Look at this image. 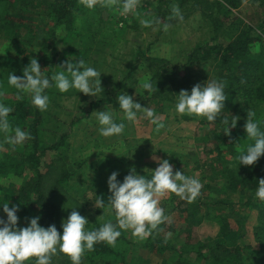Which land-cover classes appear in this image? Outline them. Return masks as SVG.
<instances>
[{
  "label": "trees",
  "instance_id": "trees-1",
  "mask_svg": "<svg viewBox=\"0 0 264 264\" xmlns=\"http://www.w3.org/2000/svg\"><path fill=\"white\" fill-rule=\"evenodd\" d=\"M181 1L182 6L191 2V8L202 11L212 26V39L215 40L196 43L187 52L184 65H190L193 61H213L214 67L222 70L227 97L225 108L216 121L208 122L206 118L198 121L209 126L206 138L213 142L216 161H203L195 167L209 169L207 185L222 179L228 191L237 192L239 195L237 203H230L229 200L221 198L200 203L224 207L229 202L228 205H239L248 212H257L254 240L251 242L246 239L243 220L238 221L239 229H233L230 220L219 214L215 218L218 225L216 234L202 241H182L176 237L170 241L157 234L164 223L157 230H153L140 245L157 253L171 252L167 258L157 263H139L134 259L127 261L131 241L121 234L115 247L101 242L95 244L92 251L86 250L81 256V264H264V201L255 196L257 181L264 178V155L254 166L238 164L240 152L254 143L244 131L247 115L252 114L264 131V2L259 10H262V15L256 20L241 21L239 30L235 34H228L225 20L229 19L230 11L239 8L245 0ZM87 16L88 8L83 6L80 0H0V41L15 49L14 56L0 54V102L12 108L8 117L11 129L20 127L30 133V139L15 149L2 138L4 135L0 134V188H6L3 194H0V204L8 201L9 207L18 206V227L26 226L30 218L39 215L38 223L41 226L54 224L60 231L62 220L67 218L72 210L81 215L94 211L92 206L95 198L87 197L86 194L75 195L69 189L70 180L82 164L77 163V169L71 171L63 160L65 142L70 130L59 132V124L54 122L57 118L52 116L51 112L39 111L31 104L28 95H23L22 99L17 100V90L7 83L10 72L22 76V69L35 56L46 76L50 77L54 72L60 71L58 66L68 58L58 54V29L72 31L75 28V20L79 17L86 19ZM85 50L82 51L85 53ZM139 50L136 52L137 60L144 56L141 54L142 50ZM80 53L81 51L75 53L76 59H84L85 54ZM145 59L149 61L147 67L151 71L148 80L157 91L149 94L143 89L137 102L144 106L175 100L174 96L181 89L179 85L186 84L189 79L176 76V73L168 69V62L155 61L150 57ZM134 69L128 71L118 83L123 92L113 94L101 85L103 92L92 98L89 108L96 105V111H108L110 107L115 122L120 123L118 112L121 110L117 97L129 91L124 90V86L132 78ZM239 91L241 94L237 96ZM52 93H56L54 87L45 90L49 97ZM233 117H239L236 126L230 127L229 134L225 135L222 120H232ZM224 146L228 149L226 154H223ZM98 156L109 161H119V157L122 159L114 153L99 152L94 158H99ZM110 165L112 166L111 162ZM200 203L185 206L182 201L173 207L179 212L189 213L200 209ZM172 211L174 210L165 215L169 216ZM101 212L102 209L96 208V213ZM0 218L6 219L2 207ZM243 218H249L248 214L243 215ZM188 221L193 223L195 220L188 216ZM88 222L86 231L95 230L107 221L90 218ZM195 223H199V220ZM26 264H35V258H31ZM52 264H71V261L67 255L57 251L52 257Z\"/></svg>",
  "mask_w": 264,
  "mask_h": 264
},
{
  "label": "rangeland",
  "instance_id": "rangeland-1",
  "mask_svg": "<svg viewBox=\"0 0 264 264\" xmlns=\"http://www.w3.org/2000/svg\"><path fill=\"white\" fill-rule=\"evenodd\" d=\"M263 2L264 0H245L239 8L231 10L229 19L225 20L226 23L224 22L228 34H235L241 26V21L256 20L262 15V10H259ZM104 4L106 6L97 3L94 8H88L87 18L76 19L75 28L72 31L58 29V54L66 58H75L76 52L81 51L80 54H82L84 53L82 50L86 49L87 52L84 53L83 59L85 65L94 67L101 72L100 84L113 94L123 92L118 83L128 71L135 67L132 78L127 81L124 90L129 89L127 94L132 95L135 101L141 97L142 84L148 80L151 74L147 67L149 61L145 59L146 57L155 61L168 62V69L176 73V76L187 77L189 82L179 85L180 90L190 91L195 84L203 85L206 81L218 80L225 84L221 68L214 67L213 61H193L190 65H184L187 52L196 43L215 41L212 39L210 22L200 9L191 8V2L182 6L181 0H140L139 6L132 13L126 15H121L122 0H104ZM174 7L179 8L183 16L182 20L174 16L172 12ZM146 20L152 22L151 26L143 25L142 21ZM164 24L169 25L167 31L163 30ZM262 41L264 42L263 36ZM139 49L142 50L141 54L144 56L137 60L136 52L140 51ZM0 54L11 57L14 56L15 49L0 41ZM54 89L56 93H52L49 97V106L46 111L51 112L52 116L57 118L58 121L54 122H58L57 130L59 132L70 130L65 142L63 160L71 171L76 170V164L83 163L84 159L90 163L88 168L77 171L69 182V189L75 195L86 194L87 197L95 198L93 201H96L99 196L106 203L110 196L107 178L111 172L117 171V169L112 160L109 161V159L99 156V158H94L100 144L89 146L91 144L88 143L100 136L94 112L98 106H92L90 109L89 102L93 97L77 92L75 89H70L65 93H60L55 87ZM240 92L237 93V96L241 94ZM174 98L175 100L172 102L144 105V107L155 110V114L164 123L163 128L157 131L155 126L143 117V113H138L136 122L123 121L126 130L120 136L101 137L104 138L102 141L105 153L113 154L115 151L124 150L125 146L120 144V138L126 139L127 147L130 148V151H127L129 152L128 160L132 162L122 166L121 172H125V175L128 174L130 168L134 167L138 174L142 171L143 175L150 177L151 170L157 167V162L153 157L168 159L173 164L174 171L180 170L186 176L197 178L202 184L200 195L192 203L212 202L219 198L229 200L230 203H237L239 195L237 192L228 191L222 179L207 185L209 169L195 167L203 161H216L213 142H209L206 138L209 126L198 122L203 117L177 115L174 112L176 96ZM159 107L162 108L158 109ZM100 111L106 110L100 109ZM108 112L113 113V110L109 107ZM232 113L235 115L233 111ZM122 115V112L119 111L118 116L121 118ZM83 134L87 136L83 137ZM2 138L5 137L2 136ZM82 138H86L85 142L81 141ZM98 141L100 142V139H97ZM223 149V154H226L228 149L225 146ZM120 156L124 159L126 152L121 153ZM110 162L113 166L110 165ZM3 190L6 188H0V194H3ZM182 201L185 206L191 204L174 194L166 193L160 197V207L164 208L165 213L170 210L174 211L167 216L168 219L157 231L158 235L164 236L170 241H173L175 237L182 241L188 239L202 241L206 237L216 234L218 225L215 218L222 214L230 220L233 229H239L238 221L243 220L246 239L253 242L254 227L258 221L257 212H248L247 209L239 205H228L229 202L224 207L200 203L201 206L198 210L189 211V213L188 211L179 212L173 206H177ZM94 203L92 206L94 211H88L82 216L87 219L95 218L101 222L115 223L116 218L112 212L104 208L98 214ZM246 214L249 218H243V215ZM188 216L193 217L195 221L193 223L188 221ZM198 220L199 223H195ZM121 234L131 241L127 261L134 259L139 263H157L171 254L170 251L157 253L141 246L142 240L133 237L130 231H122Z\"/></svg>",
  "mask_w": 264,
  "mask_h": 264
},
{
  "label": "clouds",
  "instance_id": "clouds-1",
  "mask_svg": "<svg viewBox=\"0 0 264 264\" xmlns=\"http://www.w3.org/2000/svg\"><path fill=\"white\" fill-rule=\"evenodd\" d=\"M80 3L92 9L97 3L106 6L104 0H80ZM121 15L132 13L140 4V0H122ZM174 16L183 19L178 7L172 9ZM145 27L151 26V21H142ZM169 25L164 24L163 30L167 31ZM61 70L46 76L35 58L22 69L23 75L16 76L10 72L7 83L17 90V100L23 95L30 96L31 104L39 111H46L49 106V96L45 90L55 87L60 93L75 89L77 92L92 97L98 96L103 89L100 84V71L91 66H86L83 59L69 57L63 61ZM142 88L149 94L157 91L150 80L142 84ZM2 95V94H0ZM135 95V93H134ZM227 97L223 82L211 81L195 84L191 90H180L176 95L174 112L180 116H195L206 118L214 122L224 109ZM119 108L122 112L121 122L114 120L113 114L108 111H94L100 136L108 138L120 136L125 131L124 120L129 123L137 121L138 113H143L156 130L164 127L155 110L141 105L132 95L126 92L117 97ZM12 108L0 102V134L5 141L15 149L30 139V133L20 127L11 129L9 114ZM239 117L232 120L224 118L223 133L229 134V129L236 126ZM245 134L254 143L238 156V164L254 166L264 155V131L260 124L248 114L244 124ZM157 167L151 170L150 177L140 175L135 168L129 169L123 181L117 179L119 173L111 172L107 178V187L110 196L107 202L97 196L95 207L107 208L115 215V223L109 221L95 230L86 231L89 223L87 217L78 211L72 210L67 218L62 220L60 231L54 224L47 227L41 226L37 215L28 220L24 227H18V206L9 207L8 201L0 204L6 219L0 218V264H26L35 258V264H52V257L59 251L67 255L71 264H81V256L87 251H92L97 243H106L115 247L122 231H130L133 237L140 240L147 239L168 218L164 208L160 207V197L174 194L188 203H192L200 195L202 184L195 177L186 176L182 171H174V166L168 159L153 157ZM255 196L264 201V178L257 181ZM170 235V234H169Z\"/></svg>",
  "mask_w": 264,
  "mask_h": 264
},
{
  "label": "crops",
  "instance_id": "crops-1",
  "mask_svg": "<svg viewBox=\"0 0 264 264\" xmlns=\"http://www.w3.org/2000/svg\"><path fill=\"white\" fill-rule=\"evenodd\" d=\"M125 130H126V127H125ZM98 135H99V134H98ZM82 136L84 137V136H87V135H84V134H83ZM101 137H102V136H98V137L94 138V139L92 140V142H88L89 144H91V145H89V146H94L95 144H98V145L100 144V145H101L97 153H99V152H105V150H104V148H103L104 142L102 141L104 138H101ZM92 138H93V137H92ZM85 139H86V138H82L81 141H82V142H85ZM97 139H100V142H99V141L97 142ZM79 142H80V141H79ZM126 143H128L126 139L123 140V138H120V144H124L125 149H124V150H120V151H115V152H114L115 155H120L121 153L123 154L124 152H126V156H125L124 159H120V157H119V161H115V160L112 161V162L114 163V165H115V167H116L118 173L121 172V168H122V166H125V164H128V163L131 164V162H132V161L128 160V152H127V151H130V148L127 147V144H126ZM105 149H106V148H105ZM88 151H89V150H88ZM81 152H82V150H81ZM93 153H95V152H93ZM90 154H91V153H90ZM90 154H87V155H90ZM134 161H137V160H134ZM82 164H83V165H82ZM82 164H81L82 166L79 167V170H80V171L84 170L85 168H88L90 163H89L88 160H87V161H84ZM112 166H113V164H112ZM124 173H125V172H121V173L118 175V177H117V179H118L119 181H121V182L123 181V178H124V176H125ZM143 174H144V172L141 171V172H140V175H143Z\"/></svg>",
  "mask_w": 264,
  "mask_h": 264
}]
</instances>
